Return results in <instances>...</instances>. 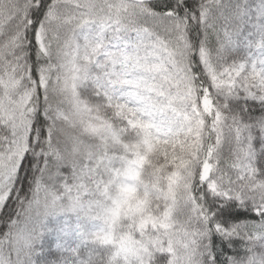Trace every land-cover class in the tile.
Wrapping results in <instances>:
<instances>
[{
    "label": "snow or ice",
    "instance_id": "6c2138e0",
    "mask_svg": "<svg viewBox=\"0 0 264 264\" xmlns=\"http://www.w3.org/2000/svg\"><path fill=\"white\" fill-rule=\"evenodd\" d=\"M0 264H264V0H0Z\"/></svg>",
    "mask_w": 264,
    "mask_h": 264
}]
</instances>
